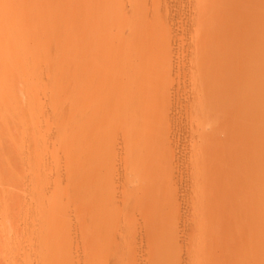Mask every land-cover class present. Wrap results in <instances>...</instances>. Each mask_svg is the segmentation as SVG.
I'll use <instances>...</instances> for the list:
<instances>
[{"label":"rangeland","instance_id":"rangeland-1","mask_svg":"<svg viewBox=\"0 0 264 264\" xmlns=\"http://www.w3.org/2000/svg\"><path fill=\"white\" fill-rule=\"evenodd\" d=\"M0 264H264V0H0Z\"/></svg>","mask_w":264,"mask_h":264},{"label":"bare ground","instance_id":"bare-ground-1","mask_svg":"<svg viewBox=\"0 0 264 264\" xmlns=\"http://www.w3.org/2000/svg\"><path fill=\"white\" fill-rule=\"evenodd\" d=\"M100 27H101V26H100ZM97 28H98V27H97ZM100 32H101V31H100ZM101 34H102V33H101ZM99 35H100V33H99ZM79 37H80V36H79ZM85 38H86V37H85ZM104 38H105V36H104ZM104 40H105V39H104ZM102 41H103V40H102ZM131 42H132V41H131ZM98 45H99V44H98ZM101 48H102V47H101ZM91 49H92V48H91ZM98 49H99V48H98ZM123 49H125V48H123ZM128 49H129V48H128ZM114 51H115V50H114ZM119 52H120V51H119ZM126 52H127V51H126ZM106 53H107V52H106ZM118 54H119V53H118ZM93 56H94V55H93ZM100 57H101V56H100ZM95 59H96V58H95ZM95 59H94V60H95ZM103 59H104V58H103ZM118 61H119V60H118ZM121 61L123 62V60H121ZM124 61L126 62V60H124ZM97 62H98V61H97ZM106 62H107V61H106ZM128 62H129V61H128ZM118 66H119V65H118ZM123 66H124V65H123ZM128 66H129V65H128ZM125 67H126V66H125ZM132 68H134V66H133ZM107 70H108V69H107ZM126 70H127V69H126ZM116 71H117V70H116ZM122 71H123V69H122ZM129 72H130V71H129ZM122 73H123V72H122ZM120 76H122V75H120ZM123 77H124V76H123ZM100 78H101V77H100ZM117 78H118V77H117ZM148 78H149V77H148ZM99 80H100V79H99ZM106 80H107V79H106ZM119 80H120V79H119ZM121 80H123L122 77H121ZM110 81H111V80H110ZM138 81H139V80H138ZM102 82H103V81H102ZM99 83H100V82H99ZM116 83H118V85H120V84H121V81H120V82H116ZM119 83H120V84H119ZM134 83H135V82H134ZM134 83H132V84H134ZM148 83H149V82H148ZM106 84H107V83H106ZM123 84H124V81H123L122 85H123ZM126 84L128 85V83H126ZM115 85H116V84H115ZM122 85H120V87H119V86L116 87V88L118 89V94H119V92H121V91L123 90V89H122V90H119V89H121V87L124 88V85H125V84H124L123 86H122ZM144 85H145V84H144ZM100 86H101V85H100ZM129 86H130V87H129ZM131 86H132V85H130V84L128 85V87H129L128 89H129V90H128V89L123 90L124 93L127 92V91H128L129 93L127 92L126 94H124V97H122V99L119 97V98H120V100H119L117 96H116L117 98H116L115 96H113L112 99L108 101V102L110 103V104H109L110 107L113 108V109H115L114 111L117 112V111H120V109H122L123 111L125 110V112H126L127 108L130 107L131 104H132L131 101H133V104H134V103L136 104V101H137V100L142 99V97L138 96L140 93L138 94V92H137L138 95H136V94L134 95L133 93H132V94L130 93V92L133 91V89H135V87H134L135 85L132 86V87H134L133 89H132ZM101 87H102V86H101ZM136 87H137V86H136ZM102 88H103V87H102ZM143 88H144V87H143ZM145 88H146V86H145ZM145 88H144V89H145ZM100 90H101V88H100ZM100 90H99V91H100ZM105 90H106V88H105ZM126 90H127V91H126ZM131 90H132V91H131ZM135 90H136V89H135ZM135 90H134V92H136ZM102 91H103V90H102ZM107 94H108V93H107ZM111 95H112V93H111ZM120 96H121V95H120ZM129 97H130L131 99H130ZM136 97H137V98L140 97V98L137 99ZM115 98H116V99H115ZM128 98H129V101H128ZM135 98H136L137 100H136ZM143 98H144V97H143ZM107 100H108V99H107ZM135 100H136V101H135ZM140 101H141V100H140ZM106 102H107V101H106ZM104 103H105V102H104ZM141 103H142V102H141ZM143 104H144V103H143ZM107 105H108V104H107ZM97 106H98V105H97ZM100 106H102V105H100ZM103 106H106V105H103ZM134 107H135V106H134ZM111 114H112V113H111ZM116 114H117V113H116ZM123 114H124V113H123ZM117 115H118V114H117ZM115 117H116V116H115ZM118 119H119V118H118ZM244 233H245V232H244ZM243 236H244V235H243ZM235 241H236V240H235ZM239 249H240V247H239ZM211 251H212V250H211Z\"/></svg>","mask_w":264,"mask_h":264}]
</instances>
